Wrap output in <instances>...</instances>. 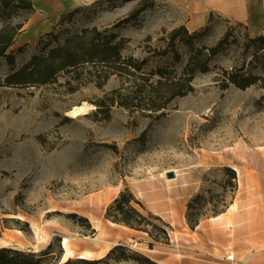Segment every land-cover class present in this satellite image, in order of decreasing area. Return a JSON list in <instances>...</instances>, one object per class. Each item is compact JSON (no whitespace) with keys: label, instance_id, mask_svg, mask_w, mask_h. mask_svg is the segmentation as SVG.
Masks as SVG:
<instances>
[{"label":"rangeland","instance_id":"374dc122","mask_svg":"<svg viewBox=\"0 0 264 264\" xmlns=\"http://www.w3.org/2000/svg\"><path fill=\"white\" fill-rule=\"evenodd\" d=\"M95 1L82 5L66 28L74 32L96 26L117 33L126 40L124 58L147 60L145 72L165 66L181 71L187 50L181 49L180 64L172 63V53L160 54L169 33L182 25L191 34L210 26L196 46L216 45L230 26L244 32L238 22L252 37L264 34V0ZM140 6L147 9L126 21ZM38 24L35 19L28 22L10 48L25 46L15 66L0 64V246L8 241L9 247L39 253L53 244L47 264H56L57 256L63 262L65 238L75 252L73 259L84 245L105 248L110 243L95 239L117 242L127 231L105 213L128 187L147 210L171 226V240L151 249L152 240L140 233L133 245L120 243L160 264H230L227 256L196 248L186 221L187 203L198 191L213 196L206 218L225 203L231 205L240 186L237 169L252 175L254 191L264 190V87L221 88L219 72L234 64L233 53L214 58L211 71L196 76L192 93L153 115L118 104L98 110L100 100L110 104L112 96H107L113 91L127 93L128 83L123 86L116 75L102 88L85 77L87 72L80 81L62 75L43 86H5L12 69L37 52L43 35ZM83 105L88 107L85 114L69 115ZM225 166L237 171L233 186H226ZM168 171L176 177L168 179ZM241 180L250 183L245 174ZM82 218L93 228L103 225L101 235L89 230ZM9 236L14 240H7ZM262 247L257 255L264 254Z\"/></svg>","mask_w":264,"mask_h":264},{"label":"trees","instance_id":"16d2710c","mask_svg":"<svg viewBox=\"0 0 264 264\" xmlns=\"http://www.w3.org/2000/svg\"><path fill=\"white\" fill-rule=\"evenodd\" d=\"M97 0L93 3H96ZM92 3V4H93ZM83 6L76 7L61 15L59 21L49 31L41 36L37 44V52L29 61L6 77L5 86H43L57 82L62 75L80 81L84 72L89 81L102 88L108 79L116 75L122 79L123 86L128 83L127 93L115 90L110 104L106 99L97 105L125 107L131 111L139 110L153 115L164 111L177 98L184 97L195 90L194 80L198 74L211 71L210 62L221 54L233 53L234 64L231 68H221L219 82L222 89L235 87L246 90L253 86L264 87V34L252 37L247 26L238 22L237 27L245 31L236 32L235 26H230L224 36L214 46H196L197 40L210 30V26L201 32L190 33L185 25L173 29L166 38L167 47L160 55L172 53V63L180 64L183 59L181 49L188 51L189 56L182 65L181 71L169 67H159L151 72H145L147 60H137L133 57L124 58L126 40L119 38L117 33L100 30L98 27H82L70 31L66 24L70 22ZM147 8L140 6L130 21ZM34 0H0V64L6 62L15 66L17 54L24 51L25 46L17 51H10L17 38L23 33L25 25L35 13ZM28 45V44H27ZM155 77H157L156 80ZM227 174L226 186H233L238 181L237 171L229 166L223 168ZM212 195V192L209 191ZM214 202V197H207L203 191H198L187 203L186 221L191 230H195L202 220L206 219L207 204ZM230 204H224L220 210H213L211 217L224 213ZM72 217H79L72 214ZM105 218L116 224L143 232L152 240L149 247L156 244H169L171 226L162 217L147 210L143 202L128 187L110 203L106 209ZM87 227L93 233L87 218ZM53 244L46 250L25 252L12 247L0 248V264H47L52 253ZM56 264H160L140 252L134 251L125 244L115 245L108 254L100 259L70 258L65 262L61 256L55 258ZM54 262V263H55Z\"/></svg>","mask_w":264,"mask_h":264},{"label":"crops","instance_id":"0c3cea01","mask_svg":"<svg viewBox=\"0 0 264 264\" xmlns=\"http://www.w3.org/2000/svg\"><path fill=\"white\" fill-rule=\"evenodd\" d=\"M92 1L34 0L36 11L31 20H39V28L42 27L41 33H44L53 28L62 14ZM237 171L240 180L245 174L250 183L247 184V181L242 182L241 180L236 198L230 207L218 216L202 220L195 230L190 231L195 236L196 248L201 251L213 252L222 258L233 253L237 260H250V264H264V261H261L264 260V254H256L257 248L261 246L263 247L259 250L264 252V190L254 191V182H251L252 175L246 171L243 174L238 169ZM119 192L120 190L114 192V198ZM103 227V225L95 227L97 236L101 235ZM140 233L143 232L127 228L125 236L117 242L105 238H97V240L102 243H110L111 248L120 244V242L133 245L141 239L139 238ZM103 249L105 248L100 246L93 248L89 245H84L81 247L83 252L89 250L97 254Z\"/></svg>","mask_w":264,"mask_h":264},{"label":"bare ground","instance_id":"6f19581e","mask_svg":"<svg viewBox=\"0 0 264 264\" xmlns=\"http://www.w3.org/2000/svg\"><path fill=\"white\" fill-rule=\"evenodd\" d=\"M221 4H224V2H227L228 0H219ZM232 2L234 1H231V2H227L228 4H232ZM235 3V2H234ZM87 106H76L73 108V110H71L69 112V115L72 116V117H78L80 116L81 114H85L87 112ZM239 181L241 182V180L239 179ZM89 237H86V239H88ZM7 240H14L12 236H9L7 238ZM96 242H99L98 240L95 239ZM111 244H109L108 246L105 247V249H103L99 254L93 252V251H84L82 253H80L77 258H84V259H88V260H95V259H100V258H103L105 257L108 252L111 250V247H110ZM11 246L10 245V242H5L4 245L0 246L1 247H9ZM63 249H64V254H63V262L67 261L68 259L72 258L74 255H75V252L73 250V247L72 245L70 244V241L68 238H65L64 241H63ZM36 252H38L39 250H35Z\"/></svg>","mask_w":264,"mask_h":264},{"label":"built area","instance_id":"2783aa9c","mask_svg":"<svg viewBox=\"0 0 264 264\" xmlns=\"http://www.w3.org/2000/svg\"><path fill=\"white\" fill-rule=\"evenodd\" d=\"M226 259L231 264H248L247 261L237 260L236 257H235V255L233 253H230L229 255H227Z\"/></svg>","mask_w":264,"mask_h":264},{"label":"water","instance_id":"95a60500","mask_svg":"<svg viewBox=\"0 0 264 264\" xmlns=\"http://www.w3.org/2000/svg\"><path fill=\"white\" fill-rule=\"evenodd\" d=\"M166 176H167L168 179H174L176 177V174H175L174 171H168L166 173Z\"/></svg>","mask_w":264,"mask_h":264}]
</instances>
